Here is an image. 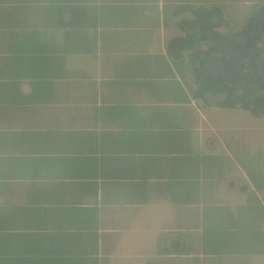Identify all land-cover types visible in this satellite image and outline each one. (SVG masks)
Listing matches in <instances>:
<instances>
[{
  "label": "crops",
  "instance_id": "0c3cea01",
  "mask_svg": "<svg viewBox=\"0 0 264 264\" xmlns=\"http://www.w3.org/2000/svg\"><path fill=\"white\" fill-rule=\"evenodd\" d=\"M263 4L0 0V264H264V117L167 53Z\"/></svg>",
  "mask_w": 264,
  "mask_h": 264
},
{
  "label": "trees",
  "instance_id": "16d2710c",
  "mask_svg": "<svg viewBox=\"0 0 264 264\" xmlns=\"http://www.w3.org/2000/svg\"><path fill=\"white\" fill-rule=\"evenodd\" d=\"M192 13V20L179 22L185 37L171 41L167 53L174 59L189 58L194 96L264 117V4L237 28L218 8Z\"/></svg>",
  "mask_w": 264,
  "mask_h": 264
},
{
  "label": "rangeland",
  "instance_id": "374dc122",
  "mask_svg": "<svg viewBox=\"0 0 264 264\" xmlns=\"http://www.w3.org/2000/svg\"><path fill=\"white\" fill-rule=\"evenodd\" d=\"M238 18V19H237ZM229 19H230V22H241V20L243 19V17L242 16H234V17H229ZM231 25V24H230ZM232 26V25H231ZM233 28L235 27V26H232Z\"/></svg>",
  "mask_w": 264,
  "mask_h": 264
}]
</instances>
